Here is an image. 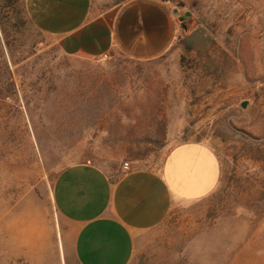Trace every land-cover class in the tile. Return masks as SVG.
Listing matches in <instances>:
<instances>
[{
  "label": "rangeland",
  "instance_id": "1",
  "mask_svg": "<svg viewBox=\"0 0 264 264\" xmlns=\"http://www.w3.org/2000/svg\"><path fill=\"white\" fill-rule=\"evenodd\" d=\"M157 1L177 9L166 49L101 62L65 55L29 0H0V264H77L51 201L63 167L156 170L186 141L214 149L218 188L173 203L129 264H264V0Z\"/></svg>",
  "mask_w": 264,
  "mask_h": 264
},
{
  "label": "crops",
  "instance_id": "2",
  "mask_svg": "<svg viewBox=\"0 0 264 264\" xmlns=\"http://www.w3.org/2000/svg\"><path fill=\"white\" fill-rule=\"evenodd\" d=\"M29 9L67 56H154L177 27L173 11L157 0H129L98 16H90L87 0H29ZM220 176L214 149L186 141L173 145L156 170L109 175L90 163L65 166L52 182L51 201L71 226L77 264H129L139 233L160 224L173 203L212 195Z\"/></svg>",
  "mask_w": 264,
  "mask_h": 264
},
{
  "label": "water",
  "instance_id": "3",
  "mask_svg": "<svg viewBox=\"0 0 264 264\" xmlns=\"http://www.w3.org/2000/svg\"><path fill=\"white\" fill-rule=\"evenodd\" d=\"M173 13H174V14L177 13V9H173ZM187 16H188V14H185V15H183V16H179V17H178V21H179V22H183L184 19H185ZM182 28H183L184 30H186L185 25H182ZM245 106H246V103L243 102V103L241 104V108H245Z\"/></svg>",
  "mask_w": 264,
  "mask_h": 264
},
{
  "label": "built area",
  "instance_id": "4",
  "mask_svg": "<svg viewBox=\"0 0 264 264\" xmlns=\"http://www.w3.org/2000/svg\"><path fill=\"white\" fill-rule=\"evenodd\" d=\"M108 56H109L108 54H103L98 59H99V61L104 62V61H106L108 59ZM122 169L123 170H128V165L127 164L123 165Z\"/></svg>",
  "mask_w": 264,
  "mask_h": 264
}]
</instances>
